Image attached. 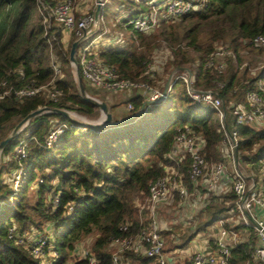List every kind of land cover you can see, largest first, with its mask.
Here are the masks:
<instances>
[{
	"label": "trees",
	"instance_id": "1",
	"mask_svg": "<svg viewBox=\"0 0 264 264\" xmlns=\"http://www.w3.org/2000/svg\"><path fill=\"white\" fill-rule=\"evenodd\" d=\"M58 1L0 0V94L7 91L0 99V140L21 118L39 106L65 108L90 119L100 115L97 107L77 93L61 26L52 17L51 24L56 25L46 26L43 22L44 15ZM204 1L205 10H192L177 19H161L154 31L146 34L134 29L129 20L151 10V0H126L119 9L128 13L121 19L132 28L129 42L125 48L102 49L99 57L113 65L120 77L155 86V75L151 76L147 69L154 50L163 46L169 52L167 73L173 68L194 66V72L191 69L193 85L217 90L225 106L241 99L247 88L255 89L259 82L264 86V65L253 76L246 75L252 59L260 64L264 61V47L251 42L256 36H264V0ZM105 5L106 2L100 11L103 22L107 21ZM116 15L120 17V12ZM219 46L231 49L235 55V59L225 57L222 71L207 65ZM51 53L66 66L64 78L56 80L63 94L55 102L41 93L17 98L14 90L19 87L46 84L53 78ZM245 61L247 64L240 72L238 66ZM82 81L87 92L86 82L83 78ZM176 85L180 86L178 94L174 92ZM234 87H237L235 93ZM174 97L177 104L173 102ZM143 101L144 97L137 94L123 102H130L136 111ZM120 104L122 102L109 104L111 112ZM161 104H165L166 113L158 120L156 110ZM200 104L203 103L188 97L184 83L177 79L168 98L154 105L156 109L146 106L138 117L120 124L91 129L73 125L56 114L43 113L32 118L1 153L0 264H43L31 255L27 245L17 243L15 237L9 238L8 230L15 226L16 235H23L43 232L48 224L53 227L50 241L58 254L55 264H69L74 260L75 247L90 235L93 237L90 248L98 264H112L111 242L116 238L136 237L147 224L145 211H140L138 203L143 204L148 198L151 182L165 176L168 168L175 166L188 192L194 190L187 172L188 158L179 164L168 158L180 128L190 127L204 141L202 154L208 165L225 162L221 148L225 135L218 113L211 106L201 107ZM113 118L118 120L115 115ZM60 123H67L69 127L47 147L45 138L49 129ZM236 130L238 168L249 172L264 168V127L237 126ZM25 132L28 144L26 157L21 161L24 171L14 189L5 179L15 165L12 154L15 143ZM33 185L35 199L30 202L27 193ZM202 192L205 206L198 216L203 214L206 220L197 223L192 234L224 220L223 227L240 230L244 239L233 246L230 264L252 263V252L257 245L255 229L242 223L230 227L226 221L235 195L228 191L216 194L202 189ZM55 196L58 203L53 206ZM174 197L178 198L177 192ZM160 233L165 254L178 247L173 230L161 229ZM120 255L123 261L131 263L156 264L153 258L133 251L125 250Z\"/></svg>",
	"mask_w": 264,
	"mask_h": 264
},
{
	"label": "built area",
	"instance_id": "2",
	"mask_svg": "<svg viewBox=\"0 0 264 264\" xmlns=\"http://www.w3.org/2000/svg\"><path fill=\"white\" fill-rule=\"evenodd\" d=\"M101 7L104 5L103 0H98ZM151 10L143 11L138 15L130 18L129 24L136 30L149 34L158 26L161 19H177L181 15L191 12L192 10H205L206 2L204 0H151ZM61 26L62 32L67 36H74L79 39L76 49V59L78 70L82 78L89 84L100 89L116 92L124 90H136L144 97L142 106L134 111L130 102L126 104V109L136 114L143 107L151 104H159L168 98L172 84L181 79L185 85L186 94L195 102H200L214 108L219 117L220 126L224 131L222 141L226 160L231 163V169L222 162L208 165L202 154L204 141L190 127L180 128L175 136L174 143L168 158L175 164H179L188 158V176L191 183L195 186L203 185L207 192L212 191L216 194L232 192L236 199L233 209L229 212L232 220L235 216L236 222L245 225H251L257 233V245L252 252V263L264 264V168L258 170V176H250L245 171L238 168L237 156V126H249L260 128L264 123V86L262 82L258 83L255 89L247 88L242 98L234 100L225 106L223 98L217 90L197 88L193 85L194 75L191 69L183 67L173 68L170 76L171 80L167 87L158 88L145 81H132L128 78L119 76L113 65L104 62L98 53L91 52L92 42L87 40L100 31V22L102 17L99 14L98 29L89 33L95 25L94 12L86 13L77 18L73 12L71 0H60L44 15L43 22L50 26V18ZM74 39V40H75ZM255 46L264 47V36H256L251 40ZM226 56L235 59L231 49L219 46L211 54L207 62L208 66L214 65L218 71L224 70ZM50 65L53 70V78L46 84L33 86L25 84L14 90V95L21 99L24 97L45 94V96L55 102L63 94V91L56 84V80L63 77L60 63L54 53L50 54ZM20 74L23 72L20 70ZM223 84H220L222 87ZM235 88L233 92H235ZM7 91L0 94L2 99ZM227 111L232 114L233 127L227 122ZM69 127L67 123H60L52 126L45 138V145L50 147ZM28 140L25 137H19L13 148L15 165L9 173L6 174L5 181L12 188L19 185L24 167L21 161L27 154ZM226 185V188H225ZM177 192L178 196L184 198L188 189L184 185L182 175L175 166L167 170V174L159 177L150 183L148 188V202L145 206V218L147 224L143 226L136 237H126L123 239H114L110 246L117 247V251L112 253V264H120V253L129 250L134 253L151 257L156 264H169L166 254L163 252L164 239L160 233L156 209L161 204L167 203L170 196ZM58 203V198L52 200L53 206ZM141 211V210H140ZM233 214V215H232ZM233 225V226H234ZM232 227V226H231ZM240 230L225 228L221 226L213 236L209 248H198L189 257L188 264H230L231 250L239 241ZM9 238H14L17 243L27 245L32 256L39 258L43 264H55L58 258L51 239L47 232L32 231L23 235H16V227L12 226L8 230ZM74 261L79 264H98V260L91 251L90 246H84L82 243L74 249Z\"/></svg>",
	"mask_w": 264,
	"mask_h": 264
},
{
	"label": "rangeland",
	"instance_id": "3",
	"mask_svg": "<svg viewBox=\"0 0 264 264\" xmlns=\"http://www.w3.org/2000/svg\"><path fill=\"white\" fill-rule=\"evenodd\" d=\"M104 2H106L105 5V13L107 14V21H102L100 23V31L96 34H94L92 37H90L87 42H92V47H91V52L93 53H98L99 51H101L102 49L108 48V47H115V48H125L127 46V43L129 42V34L132 30L131 27L127 26V22H122V15L124 17L128 16L127 10H123V9H119V5L124 3L126 0H103ZM156 1V0H155ZM72 2V6H73V12L75 14V16L77 18L83 16L86 13H91L94 12L96 5L98 3V0H71ZM120 12V17H117L116 13ZM120 18V20H119ZM51 25H56V23L54 24L52 22ZM72 36L68 38L67 36V40L65 41V48L66 50H68L69 52V48L71 45L72 40ZM72 40V41H71ZM243 54H247V56L249 55V53L243 52ZM253 58V57H252ZM59 63H60V67L62 69V72L64 73V68L66 66H64L62 64V62L60 61L59 58H57ZM151 62L148 64V68L147 72L151 73V76H154L153 81H155L156 83V87L161 88V86L167 81L168 76L170 75L171 71L167 73L166 69H165V65L167 60L169 59V52L168 50L163 47H157L152 56H151ZM264 60V58H263ZM247 64V61L242 62L241 64H239L238 69L240 72L243 71V69L245 68ZM264 65V61L260 63H258L255 59H252L251 64L248 66L247 68V72L246 75L248 76H253L256 71L262 67ZM68 67L73 75V79H74V74L72 72V68L70 66V63L68 61ZM192 71L194 72L195 68L194 66L191 67ZM155 73V74H154ZM64 78V77H62ZM244 81V80H243ZM86 82V81H85ZM86 87H87V91L89 95L93 96L94 98L100 99V100H104L107 103L111 102V101H115V102H122V104L118 105L119 106V111L117 115H120V118H124L126 116H128L127 118H133L131 111H128L126 109V104L124 100V94L129 96V90H124V91H116V92H110V91H106L103 89H100L98 87H95L93 85H89L86 82ZM235 90H237V87H234ZM180 89L179 85H176L174 87V92L175 94H178V91ZM236 92V91H235ZM233 92V93H235ZM111 96V99H110ZM174 103L177 104V98L174 97L173 99ZM125 103V104H124ZM118 104V103H116ZM153 110L156 109L157 107H155V104H151ZM201 107H206L207 105L205 104H200ZM117 106V107H118ZM156 118L158 120L161 119V117L166 113V106L165 104H161L159 109L156 110ZM80 115V114H79ZM116 115V117H118ZM83 116V115H81ZM86 119H90L86 116H83ZM96 119V118H95ZM90 120H94V119H90ZM227 122L229 124L230 127H233V117L232 114L227 111ZM263 128L264 127V123L261 125ZM27 135V132L23 133L21 135V137H25ZM222 148V147H221ZM227 148L223 147V150H225ZM226 151V150H225ZM224 152V151H223ZM225 153V152H224ZM225 164L228 165V170L231 169V163H229V160L227 162V160H225L224 162ZM243 171H245V173L247 175L250 176H257L260 180V177L258 176V171H247L245 169H243ZM35 185L31 186L30 190L27 193V198H29V201H34L35 199ZM203 189V188H202ZM202 189H200L199 194H193L192 192H187V195L184 198H181L178 196V198L174 197V194H172L168 200L167 203L161 204L159 207H157L156 209V217L158 220V226L159 229H171L174 231V237H175V243L178 244V247L175 249L176 251L179 252V254L183 257L184 255H187L194 251L195 249H197L199 246L203 247L201 245L202 241L206 238H210L211 235H213L214 233H216V229L217 227H219V224H221V221H217L214 222L212 225H215L216 228H212L210 229L209 226H207L205 229L199 230L197 231L195 234H192V232L195 230V228L197 227V223L199 222H204L206 220V217L201 214L200 216H198L199 211L204 210V206H205V201L203 200L204 198V194L202 192ZM148 200L146 199L145 202L143 204L138 203V207L141 210V212L145 211V206L147 205ZM230 214V213H229ZM231 217V215H230ZM234 217V218H233ZM202 218V219H201ZM232 220L229 221V224H235L234 221L236 220L235 216H232ZM236 222V221H235ZM45 231L47 232L48 236L50 238H52V234H53V227L51 224H48ZM215 235V234H214ZM213 235V236H214ZM213 238V237H212ZM211 238V239H212ZM188 242H185L187 241ZM93 241V237L92 235L85 237L83 239V241L81 242L84 246H91V243ZM186 243L185 245H182L183 243ZM109 251L116 252L117 251V247L115 246H109ZM189 255L188 257H183V259L178 260L177 264H188L189 263ZM122 255H120V259ZM122 260H120V264H126L125 262H121ZM184 261V262H182ZM129 264V263H128Z\"/></svg>",
	"mask_w": 264,
	"mask_h": 264
},
{
	"label": "water",
	"instance_id": "4",
	"mask_svg": "<svg viewBox=\"0 0 264 264\" xmlns=\"http://www.w3.org/2000/svg\"><path fill=\"white\" fill-rule=\"evenodd\" d=\"M100 11H101V5L98 2L94 10L95 25L91 28V30L89 31V33H87V35L93 33L98 29ZM79 41H80L79 39L73 40L71 42L68 52V61L70 63L72 72L74 74L75 88L77 90V93L82 97L83 100L89 102L90 104L98 108V110L100 111L99 117L97 119L90 120V119H86L85 117L79 115L74 111L65 108H60L56 106H46V105L39 106L36 109L27 113L23 118H21L8 132V134L0 140V162H1L2 150L8 144V142H10L15 137H17L20 134V132L23 130V128L27 125V123L32 118H34L39 114L46 113V114L60 115L62 117L67 118L73 125H76L81 128H91V129L104 128L107 126L120 124L123 121H125V120H114L109 104L104 100L94 98L93 96L89 95L86 92V89L83 85L82 76L78 70V64L76 59V49ZM170 80H171V76L169 75L164 86L165 89H167ZM142 109L143 107L140 109L138 113L132 114L133 115L132 117H138L142 113L141 112Z\"/></svg>",
	"mask_w": 264,
	"mask_h": 264
},
{
	"label": "crops",
	"instance_id": "5",
	"mask_svg": "<svg viewBox=\"0 0 264 264\" xmlns=\"http://www.w3.org/2000/svg\"><path fill=\"white\" fill-rule=\"evenodd\" d=\"M63 36H64V38H63V41L65 42L66 40H67V35L66 34H64L63 33ZM68 38H69V36H68ZM130 92H129V96H127V95H125L124 94V100H127V99H129L130 97H132V96H134V95H137V94H139V91H136V90H129ZM110 99H111V96H110ZM116 103H119V102H115V101H111V102H108V104H116ZM118 111H119V106L118 107H115L114 108V110H113V115H117L118 114ZM118 117H116L118 120H126V119H128L127 117L128 116H126V117H124V118H120V115H117ZM199 187H201V188H203V185L201 184V181L199 182V184H197V185H195L194 186V190H193V194H199V191H200V189H199ZM225 188H226V185H225ZM226 221L229 223V221L226 219ZM223 222H224V220L223 221H221V224H219V227H217V229H216V233H217V231L219 230V228L221 227V226H223L222 224H223ZM234 224H230V227L231 226H233ZM210 229H214V228H216L215 227V225H212V226H210L209 227ZM216 233H214V234H216ZM213 234V235H214ZM213 235H211V237L210 238H208V239H204L203 241H202V244L203 245H201V246H203V247H198V248H209V246L211 245V242H210V240H211V238L213 237ZM244 239H243V235L242 234H240L239 235V241L238 242H242ZM237 242V243H238ZM236 243V244H237ZM197 248V249H198ZM177 250V249H176ZM176 250H173V251H171L170 253H167L166 254V256H167V258H168V261H169V264H177V261L178 260H181V259H183V257H188V255L189 254H187V255H184L183 257L179 254V252L178 251H176ZM196 250V249H195ZM194 250V251H195ZM194 251H192L191 253H190V255H189V257L191 256V254L194 252ZM120 260H122V259H120ZM123 261V260H122ZM121 261V262H122ZM123 262H125V261H123ZM182 262H184V261H182ZM126 264H135V263H131L130 261H127V262H125ZM152 264V263H151Z\"/></svg>",
	"mask_w": 264,
	"mask_h": 264
}]
</instances>
